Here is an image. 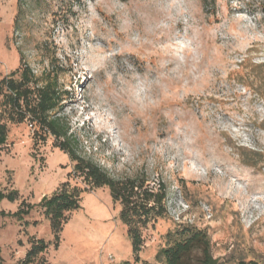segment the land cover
<instances>
[{
	"label": "rangeland",
	"instance_id": "rangeland-1",
	"mask_svg": "<svg viewBox=\"0 0 264 264\" xmlns=\"http://www.w3.org/2000/svg\"><path fill=\"white\" fill-rule=\"evenodd\" d=\"M23 69L34 98L50 86L62 134L17 120L0 94V193L16 192L0 199L1 264L32 239L47 247L29 264L155 262L179 225L203 230L226 264L264 263V0H0V79ZM69 151L113 178L165 184L139 261L121 205L83 182ZM65 181L85 191L55 247L37 204Z\"/></svg>",
	"mask_w": 264,
	"mask_h": 264
},
{
	"label": "trees",
	"instance_id": "trees-1",
	"mask_svg": "<svg viewBox=\"0 0 264 264\" xmlns=\"http://www.w3.org/2000/svg\"><path fill=\"white\" fill-rule=\"evenodd\" d=\"M14 72L0 79V94L4 99V108L22 120L30 116L37 120L54 136H60L62 131L55 119H49L47 113L54 108L56 100L49 85H45L36 91H32L27 83L30 81V73L25 69L21 72V79L13 78ZM7 139L6 123L0 122V151ZM66 143L59 145L63 151ZM69 158L76 161L75 167L81 172L83 182L94 187L106 186L113 202L121 205L119 212L120 221L126 225L127 236L131 245L134 260L139 261V252L143 246V231L153 228L158 218L166 214L165 198L166 187L163 182L155 186H148L138 178L116 179L109 176L96 165L84 161L73 152H68ZM247 164L255 165L256 161H246ZM85 189L69 187L68 181L50 196H43L38 202L44 216L49 220L50 229L54 238L55 247L58 245V234L68 219V213L79 208L80 193ZM13 201L16 192L2 195ZM31 210L24 208L22 204L12 213L21 220ZM166 245L161 247L155 254V262L143 261L141 264H226L219 258L214 257L210 251V240L203 230L195 229L188 225H179L166 234ZM47 243L43 239H32L24 258L17 264H29L34 258L43 252ZM195 255V256H194ZM2 256L0 254V264ZM235 264H264L257 260H238Z\"/></svg>",
	"mask_w": 264,
	"mask_h": 264
},
{
	"label": "bare ground",
	"instance_id": "bare-ground-1",
	"mask_svg": "<svg viewBox=\"0 0 264 264\" xmlns=\"http://www.w3.org/2000/svg\"><path fill=\"white\" fill-rule=\"evenodd\" d=\"M139 7H144L146 10L148 9V8H147V7H148V5H146V6H143V5H142V6H140V5H139ZM151 8H152V7H151ZM138 10H139V9H138ZM143 11H144V9H143ZM147 11H148V10H147ZM151 11H152V10H150V13H149V14H151V15H152ZM157 13H159V11H157ZM157 13H155V14H157ZM147 15H148V13H147ZM155 16H156V15H155ZM153 17H154V14H153ZM100 241H101V240H100Z\"/></svg>",
	"mask_w": 264,
	"mask_h": 264
}]
</instances>
